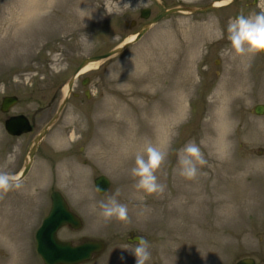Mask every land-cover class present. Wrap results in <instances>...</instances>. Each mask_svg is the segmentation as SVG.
I'll use <instances>...</instances> for the list:
<instances>
[{
    "label": "rangeland",
    "instance_id": "374dc122",
    "mask_svg": "<svg viewBox=\"0 0 264 264\" xmlns=\"http://www.w3.org/2000/svg\"><path fill=\"white\" fill-rule=\"evenodd\" d=\"M212 1L42 0L54 7L38 12L35 0H0V107L4 96L18 98L10 113L0 109V171L17 176L24 150L57 113L86 58L110 52L166 10ZM252 1L174 14L76 79L78 96L70 97L40 144L29 175L0 198V230L9 231L8 239L0 237V264H43L35 233L53 191L84 222L80 231L60 230V239L107 244L87 264H135L121 251L135 246L130 233L148 241L146 264H236L244 258L264 264V115L253 111L264 105V53L236 56L227 38L230 19L264 7V0ZM145 8L152 10L149 20L140 17ZM70 112L75 119L66 122ZM21 113L36 123L35 131L8 143L3 121ZM190 141L207 161L194 180L177 171L178 153ZM149 142L167 151L156 173L163 194L137 191L130 174ZM101 175L112 184L104 196L94 184ZM117 190L130 223L99 216V202Z\"/></svg>",
    "mask_w": 264,
    "mask_h": 264
},
{
    "label": "water",
    "instance_id": "95a60500",
    "mask_svg": "<svg viewBox=\"0 0 264 264\" xmlns=\"http://www.w3.org/2000/svg\"><path fill=\"white\" fill-rule=\"evenodd\" d=\"M226 0H214L207 6L196 8L191 6H180L171 8L155 19H153L148 24L144 25L139 29L135 38L131 42H125L121 46H118L111 50L110 52L101 55L95 56L92 58L86 59L77 69V74L80 73L86 66L92 63H100L105 62L116 55H119L128 47L133 44L138 43L149 31L150 29L160 21L165 18L174 15V14H203L212 12L217 8H221L218 4L224 2ZM242 0H229L228 4L240 2ZM256 1V0H255ZM151 11L143 10L141 17L143 19L150 18ZM134 26V23H132ZM76 79V75L72 77L67 86V93L59 107L56 115L51 119V121L40 131L38 136L34 139L32 144L30 145L27 151V159L25 164V169L23 173L18 176L19 182L23 180L32 166V162L34 161L37 149L41 141L48 134L50 128L57 122L62 111L68 103V100L73 92L74 82ZM88 80H85L83 84L85 85ZM75 96V95H74ZM18 103V98L15 96L6 97L3 100L2 104V112L7 113L12 107H14ZM254 112L257 115L264 114V105H257L254 108ZM6 128L12 135L21 136L25 133L32 131V126L30 125L29 120L25 116H17L12 117L8 121H6ZM95 185L100 192L101 195H104L108 192L111 187V182L106 176H99L95 179ZM51 210L44 219L41 227L36 233V241H37V252L43 259L44 264H84L92 261L93 259L99 257L102 253H104L106 249V244L101 240H85L81 244L74 245L71 241H62L58 238V232L63 227H68L74 231H79L83 228V222L81 218H79L74 212L70 210V206L68 205L64 196L55 191L51 194ZM137 237L131 234V238L128 239L129 243L135 242ZM143 237V236H142ZM237 264H256V261L252 258H246L240 260Z\"/></svg>",
    "mask_w": 264,
    "mask_h": 264
},
{
    "label": "clouds",
    "instance_id": "9594fccd",
    "mask_svg": "<svg viewBox=\"0 0 264 264\" xmlns=\"http://www.w3.org/2000/svg\"><path fill=\"white\" fill-rule=\"evenodd\" d=\"M141 3V0H140ZM138 3V5L140 4ZM137 5V6H138ZM85 13L87 11H82ZM86 17V16H85ZM228 40L230 42L231 51L240 57H254L264 53V7L259 13H253L248 16L240 14L229 20L227 25ZM85 38L87 36L85 35ZM75 117L69 113L65 117L66 122H72ZM167 158V151L147 143L143 152L135 155L134 166L130 170V174L135 181L134 187L137 191H141L147 195L163 194L165 185L158 182L157 171ZM207 164L206 159L200 147L190 141L180 149L177 158V171L179 176L186 180H194L199 174V166ZM19 178L8 172L0 171V198L7 194L13 188H20ZM120 195L119 190L115 195L110 196L107 201L99 202V216L105 222L113 219L130 223L128 215V207L120 203L117 197ZM143 199V197H140ZM96 206L93 205V210ZM134 247L125 245L121 248L122 252H128L135 258V264H146L151 258L149 251V243L144 237H137ZM121 261L124 256L119 257Z\"/></svg>",
    "mask_w": 264,
    "mask_h": 264
},
{
    "label": "bare ground",
    "instance_id": "6f19581e",
    "mask_svg": "<svg viewBox=\"0 0 264 264\" xmlns=\"http://www.w3.org/2000/svg\"><path fill=\"white\" fill-rule=\"evenodd\" d=\"M39 0H35V2H34V4L36 5V4H38L37 2H38ZM40 1H42V0H40ZM39 1V4H38V6H37V10H38V12H39V9L40 8H43L44 6H46V5H44V2H40ZM226 2H228V0H226V1H224V2H222V3H220V4H218V6H221V5H223V4H225ZM47 6H49V7H54V4H51V3H47ZM47 6L45 7V8H47ZM33 9V8H32ZM134 38H135V35H132V36H130L129 38H128V42H131V41H133L134 40ZM98 65H99V63H92V64H89L88 66H86L82 71H81V73H80V75H83V74H86V73H88V72H91L92 70H95L96 68H98ZM66 92H67V88H65V94H66ZM5 231V232H4ZM0 237H2V239H8L9 238V231H8V228H2V230H0Z\"/></svg>",
    "mask_w": 264,
    "mask_h": 264
},
{
    "label": "flooded vegetation",
    "instance_id": "af4514ba",
    "mask_svg": "<svg viewBox=\"0 0 264 264\" xmlns=\"http://www.w3.org/2000/svg\"><path fill=\"white\" fill-rule=\"evenodd\" d=\"M17 115H24V114H17ZM11 116H15V115H8V116H6L5 117V121L9 118V117H11ZM5 121H3V122H5ZM24 136V135H23ZM23 136H20V137H13V136H11V135H9L8 133H6L5 132V141H7L8 143L9 142H12V140H15V139H17V138H21V137H23ZM28 148V147H27ZM27 148L24 150V155L22 156L23 157V163H22V168H23V166H24V164H25V160H26V153H27Z\"/></svg>",
    "mask_w": 264,
    "mask_h": 264
}]
</instances>
